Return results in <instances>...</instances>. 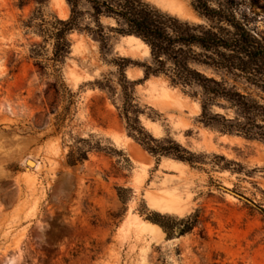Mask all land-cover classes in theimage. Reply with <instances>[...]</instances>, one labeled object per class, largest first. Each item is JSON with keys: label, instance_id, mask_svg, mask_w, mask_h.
Instances as JSON below:
<instances>
[{"label": "rangeland", "instance_id": "rangeland-1", "mask_svg": "<svg viewBox=\"0 0 264 264\" xmlns=\"http://www.w3.org/2000/svg\"><path fill=\"white\" fill-rule=\"evenodd\" d=\"M145 1L208 25L191 0ZM233 1L236 17L264 39V0ZM69 15L65 0H0V264H264V142L205 127L194 88L150 76L134 88L141 124L202 163L157 161L126 134L110 63L131 60L125 76L142 80L148 47L105 30L101 52L95 38L73 31L55 73L52 40L37 25ZM79 139L115 152L91 150L68 166ZM26 159L38 167L27 168ZM187 221L193 225L179 235Z\"/></svg>", "mask_w": 264, "mask_h": 264}, {"label": "trees", "instance_id": "trees-1", "mask_svg": "<svg viewBox=\"0 0 264 264\" xmlns=\"http://www.w3.org/2000/svg\"><path fill=\"white\" fill-rule=\"evenodd\" d=\"M65 1L70 9L67 19L41 20L37 25L45 26L39 32L48 33L52 40L53 72L59 73L58 66L70 53L68 35L73 31L95 38L101 52L107 46L105 30L133 36L148 47L150 61L138 64L143 69L142 80L131 81L125 76V69L133 64L131 60L118 58L110 63L117 68L120 103L116 108L126 134L157 161L167 157L191 167L202 163L200 155L171 137H153L141 124L142 111L134 88L150 76L164 75L172 85L194 88L193 97L200 104L198 119L205 127L221 134L264 142V39L236 17L233 0H191L194 11L208 25L182 20L145 0ZM35 16L27 27L33 26ZM102 17L114 20L116 26L105 27ZM85 18L90 24L83 23ZM52 86L55 92L59 91L56 84ZM98 86L101 90H111L107 84ZM215 107L223 113L213 110ZM77 144L67 153L68 166L82 163L91 150L113 151L85 139H79ZM151 221L167 236L171 235V227ZM192 225L185 222L179 235Z\"/></svg>", "mask_w": 264, "mask_h": 264}, {"label": "bare ground", "instance_id": "bare-ground-1", "mask_svg": "<svg viewBox=\"0 0 264 264\" xmlns=\"http://www.w3.org/2000/svg\"><path fill=\"white\" fill-rule=\"evenodd\" d=\"M25 164H26L27 168H30V167L37 168L38 167V163L35 160L26 159ZM145 226L147 228H150V227L151 228H157V226H155L154 224H145ZM157 229H159V228H157Z\"/></svg>", "mask_w": 264, "mask_h": 264}, {"label": "water", "instance_id": "water-1", "mask_svg": "<svg viewBox=\"0 0 264 264\" xmlns=\"http://www.w3.org/2000/svg\"><path fill=\"white\" fill-rule=\"evenodd\" d=\"M220 189L227 192V193L233 194L234 196L239 197L240 199H244L243 197L238 196L237 194H234L233 192H231L229 189H227L225 187H220Z\"/></svg>", "mask_w": 264, "mask_h": 264}]
</instances>
